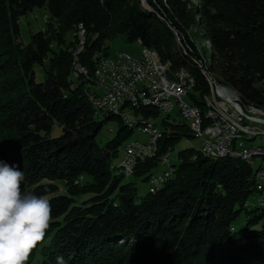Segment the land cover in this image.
I'll list each match as a JSON object with an SVG mask.
<instances>
[{
	"label": "trees",
	"instance_id": "obj_1",
	"mask_svg": "<svg viewBox=\"0 0 264 264\" xmlns=\"http://www.w3.org/2000/svg\"><path fill=\"white\" fill-rule=\"evenodd\" d=\"M45 6V28L23 43L19 18ZM79 25L85 43L77 53ZM199 34L212 50L209 65ZM116 35L141 40V51L155 50L172 72H190V96L202 113L210 92L204 63L243 104L264 108V0H0V160L24 173L22 192L46 195L52 208L50 228L27 264L38 252L39 264H57L60 256L65 264H264V204L251 208L249 201L262 191L256 161L214 159L187 147L172 162L174 178L144 194L112 165L135 128L118 114H99L91 95L98 93L96 60L111 56L105 41ZM76 59L84 76L74 75ZM144 106L133 112L160 116L163 136L157 155L138 161L129 176L149 182L163 154L196 136L185 120ZM113 119L115 136L100 144L104 122ZM55 121L62 132L50 136ZM242 211L246 222L237 228Z\"/></svg>",
	"mask_w": 264,
	"mask_h": 264
},
{
	"label": "built area",
	"instance_id": "obj_2",
	"mask_svg": "<svg viewBox=\"0 0 264 264\" xmlns=\"http://www.w3.org/2000/svg\"><path fill=\"white\" fill-rule=\"evenodd\" d=\"M79 27L82 26L79 25ZM138 41L142 44L141 40ZM82 69L83 74H86L83 66ZM172 74L173 77L168 75V72L163 68L161 59H155V50L145 45H143L139 56L117 51L113 56L101 57L96 62L94 76L102 88V93L91 96L99 101L101 115L105 113L127 114L128 118L138 119L140 115H136L133 108H139L141 100H164L170 103V107H180V101H187V91L195 89L196 81H192L190 72H186L182 68H178L177 72ZM123 95H132L134 106L122 104ZM210 102L215 103L219 124L209 126L196 115L197 126H193V129L203 135V143L200 146L214 149L219 153V157H222L232 153L231 144L246 145L247 136L256 138L258 135L264 134L262 118L253 116L249 107H240L235 99H225L219 92L218 100H210ZM196 106L198 105L190 103V109H182L186 111L187 121L188 112H196ZM160 115L164 116V114ZM167 118L176 119L175 116ZM144 132L149 135V139L145 142L148 145V155H143V160L154 156L150 155V145H154V134H160V127L157 124V131ZM131 153L141 155L135 146V141L126 144L123 158L118 163L120 171H123L127 176L134 172L137 164L136 160H131ZM253 154L243 152V155ZM162 157L172 160L167 153ZM160 166L164 165L160 164ZM161 170H165V177H158V170H156V182H162L164 185L166 173L175 175V168ZM149 191H151L150 185Z\"/></svg>",
	"mask_w": 264,
	"mask_h": 264
},
{
	"label": "rangeland",
	"instance_id": "obj_3",
	"mask_svg": "<svg viewBox=\"0 0 264 264\" xmlns=\"http://www.w3.org/2000/svg\"><path fill=\"white\" fill-rule=\"evenodd\" d=\"M46 17H49V11H48L46 6L45 7H35L28 14L21 16L19 18V26H20L19 40L22 41L23 43H27L30 40V34L31 33L44 29L45 25H46L45 24V18ZM193 29L197 30V27L194 26ZM197 31H199V28ZM176 36H177V42L179 43V45H180V42L183 43L182 38L179 36L178 33H176ZM198 40H199L200 45L203 46V48L205 50L207 65H209L211 62L212 50L210 48H208V46L206 45L205 38L203 36H201L200 34L198 35ZM105 43H106V45L109 46V55H111V56H113L116 51H125V52H129L131 54H134V55H140L141 54V45L137 41H134V42L128 41L127 38L123 35H116L114 38L106 40ZM202 63H204V61ZM207 65L204 63L203 72H204L205 77H208L211 80L213 78L211 72L205 70ZM35 80L37 82L44 80V71H43V68L41 66H38L36 71H35ZM193 81H195V80L193 79ZM220 86H221V84H220ZM209 87H210V92L208 94H206L204 97L209 96V94H210L211 96L215 97L214 98L215 100H218V92H219L220 95L224 96V98L235 99L238 104L242 103L241 99L238 98L236 95L229 93L227 90L220 89L219 86L213 82L212 83L209 82ZM225 87L228 88V86H225ZM92 89L96 90L98 93H102V88L98 84L92 86ZM187 102L194 104V100L191 98V96L187 97ZM180 105H181V102H180ZM174 109L175 110H173L172 116L177 117L178 109L177 108H174ZM261 109L264 110V108H261ZM205 110H208V108L206 109V107H205ZM140 118H143V116L141 115ZM178 119H182V118H178ZM148 121L155 124L156 126L158 124L160 129L164 130V127L161 123L162 119L160 116L159 117L151 116L148 118ZM186 122H188L189 125L192 126L191 122H189V121H186ZM109 126H112L114 128V130L113 131L108 130ZM117 128H118V122L115 119L108 120V121L104 122L101 133L97 137V141L100 144H104L106 141L112 139L116 134ZM61 132H62L61 125L55 121L53 124V127L50 131V136H58ZM148 139H149V135L147 133L141 131L138 128H135V130L127 137V139L123 142V144L119 146L117 157L115 159H113L112 165L117 166L119 161L122 160L124 147L126 146V144H128L132 141L145 144V142H147ZM201 143L202 142L199 138L198 139L197 138H183L178 144H176L173 147L172 150L169 149L168 152L169 151L171 152L172 161L178 162L179 161V159H178L179 150H182V149H185V148L191 147V146H195L197 148H200V150H201L202 149V146H200ZM245 144L246 145L243 146L244 149L243 148H241V149L249 150L251 148H259V147L264 148V134L258 135L253 140H247L245 142ZM164 158L165 157H162V160L160 163L161 165L163 163ZM251 160L256 161L255 159H251ZM257 165H258V169H259V164H257ZM164 166H159L158 170H161L163 168H168L167 166H165V167ZM162 172L163 171H158V174H160ZM255 175H257V174L255 173ZM127 178H128V180H137V185L139 186V194H144L148 191L149 182L142 181L141 179H138L135 176H128ZM261 199H264V192H262V193L261 192H255L254 194H252L249 198V201L251 203L250 207L252 208L255 205L260 204ZM245 222H246V215H245V212L242 211L241 215L239 216L238 220L236 221L235 226L237 228H240L245 224ZM40 259H41V255L38 252L36 255V258L32 264H39Z\"/></svg>",
	"mask_w": 264,
	"mask_h": 264
},
{
	"label": "clouds",
	"instance_id": "obj_4",
	"mask_svg": "<svg viewBox=\"0 0 264 264\" xmlns=\"http://www.w3.org/2000/svg\"><path fill=\"white\" fill-rule=\"evenodd\" d=\"M24 179L18 166L0 160V264H27L51 225L48 197L22 192ZM57 264H65L62 256Z\"/></svg>",
	"mask_w": 264,
	"mask_h": 264
},
{
	"label": "bare ground",
	"instance_id": "obj_5",
	"mask_svg": "<svg viewBox=\"0 0 264 264\" xmlns=\"http://www.w3.org/2000/svg\"><path fill=\"white\" fill-rule=\"evenodd\" d=\"M79 33H80V48L77 50V53L80 52L81 47L84 45L85 43V31L83 27H79ZM78 44V41H77ZM78 44V47H79ZM77 47V46H76ZM76 49V48H75ZM97 55V54H96ZM95 55V59L96 56ZM100 56V55H99ZM107 56V55H106ZM155 59H160L158 54L155 52ZM100 58L96 61H99ZM79 61V60H78ZM76 59L75 63H74V68H73V72L74 75H81L83 74V69H82V65L79 63ZM84 68V67H83ZM163 68L169 72L171 71L168 67V65L163 63ZM204 67H202L203 69ZM87 69L84 68V72H86ZM186 72H188L186 69H183ZM172 72V71H171ZM172 72V73H176ZM191 75V74H190ZM84 76V74H83ZM79 77V76H78ZM75 78V77H74ZM191 79L193 81V77L191 75ZM208 81L210 83H215L216 85L219 86L220 89L223 90H227L229 93L236 95L239 98V94L231 89L228 88H224L222 86H220L218 84V82L212 78L211 80L207 77ZM192 90H188L187 91V97L190 96V92ZM224 97V96H223ZM214 96H211L209 94V96L204 97V103H205V107L206 109L208 108V110H204V112L202 113L197 107H196V112H188V121L191 122V127L193 128V126H197V117H201L203 119V123L207 124L209 126H217L219 124V117L216 116V112H215V103H211L210 100H215ZM92 103L94 105L97 106L98 112H99V101L95 98L92 97ZM227 99V98H225ZM181 105L180 107H170V103L164 101V100H141L139 102V107L145 105L146 107L149 105L155 106L158 109V112H160V114H164V117H172L173 114V110H175L174 108L178 109V114H177V119L178 118H182L184 120L187 121V117H186V111L182 110V109H190V103L187 101H180ZM240 103V102H239ZM122 104L127 105V106H134V97L132 95H123L122 96ZM240 107H249L250 108V113L253 116H259L262 118V123H264V110H262L260 107L253 105V104H248L245 105L243 103L238 104ZM144 106V107H145ZM154 107V108H155ZM149 108V107H148ZM156 109V110H157ZM100 114V113H99ZM112 114V113H111ZM116 114V113H114ZM103 115V114H102ZM124 122H126V124L129 125V127L131 128H138L141 131H146V132H154L157 131V126L153 123H151L150 121H148V119H143V121L140 123L138 121V119H134V118H128L127 114H118ZM170 121H172L173 119L175 120V118H168ZM155 122V121H154ZM194 130V129H193ZM196 138L200 139L201 142L203 143V135L199 132V131H194ZM163 136V131L160 129V134H154V145H150V155H155L158 152V142L160 139H162ZM254 138V136H247V140H252ZM135 146L138 149V152L141 155H138V153H131V160H136V162L138 161H142L143 160V155H148V145L147 144H142L140 142H135ZM244 145H240V144H231V152L232 153H228L222 157L225 156H231V157H235V158H241L243 160H251V159H255L257 164H259V169L255 172L258 176L255 177L256 180V186L258 190H264V148L263 147H259V148H251L249 150H243ZM243 148V149H241ZM260 149V151H259ZM203 154L212 158H219V153L216 152L214 149H209V147L207 146H202ZM243 152H249V153H254L253 155H243ZM168 157H171V152L169 151L168 153ZM157 155V154H156ZM172 160H169V158L165 157L163 160L162 165L167 166L168 168H174L173 164H172ZM164 166V167H165ZM158 171H163L162 173L158 174V177H165V170H158ZM155 172V171H154ZM174 178V174L173 173H166V182L172 180ZM149 185H150V190L151 191H157L159 190L161 187H163L162 182H156V172L154 174H152L150 176L149 179ZM261 191V192H262ZM261 204H264L263 201H261Z\"/></svg>",
	"mask_w": 264,
	"mask_h": 264
},
{
	"label": "water",
	"instance_id": "obj_6",
	"mask_svg": "<svg viewBox=\"0 0 264 264\" xmlns=\"http://www.w3.org/2000/svg\"><path fill=\"white\" fill-rule=\"evenodd\" d=\"M144 1H145V0H144ZM168 75H169L170 77H173V74H172L171 71L168 72Z\"/></svg>",
	"mask_w": 264,
	"mask_h": 264
}]
</instances>
